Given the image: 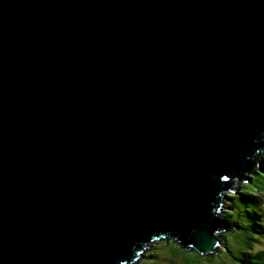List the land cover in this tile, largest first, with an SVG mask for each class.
<instances>
[{
  "label": "water",
  "instance_id": "95a60500",
  "mask_svg": "<svg viewBox=\"0 0 264 264\" xmlns=\"http://www.w3.org/2000/svg\"><path fill=\"white\" fill-rule=\"evenodd\" d=\"M261 148L264 0H0V264L214 251Z\"/></svg>",
  "mask_w": 264,
  "mask_h": 264
},
{
  "label": "trees",
  "instance_id": "16d2710c",
  "mask_svg": "<svg viewBox=\"0 0 264 264\" xmlns=\"http://www.w3.org/2000/svg\"><path fill=\"white\" fill-rule=\"evenodd\" d=\"M229 192L221 216L230 228L226 225L223 235L216 234L221 246L208 253L191 252L176 239H167L143 264H264V153Z\"/></svg>",
  "mask_w": 264,
  "mask_h": 264
},
{
  "label": "rangeland",
  "instance_id": "374dc122",
  "mask_svg": "<svg viewBox=\"0 0 264 264\" xmlns=\"http://www.w3.org/2000/svg\"><path fill=\"white\" fill-rule=\"evenodd\" d=\"M262 155H263V153H262ZM261 155V156H262ZM261 156H260V158H261ZM230 194V192H229V190H227L226 192H224L223 194H222V199L225 201V195H229ZM222 202V201H221ZM225 203V202H224ZM223 205V207H222V209L226 206V203L225 204H222ZM221 222H222V224H223V226H222V228L220 229L221 231V235H223V233H225L224 232V229L223 228H225V226L227 225V222H225V221H223V220H221ZM230 228V226H228L227 225V229H229ZM227 229H226V231H227ZM173 238L171 237V238H169V240H172ZM219 240V239H218ZM163 241H165V239H159V240H155V242L152 244V246H151V248L145 253V255L146 256H148V254L150 253V252H153V250H155V246H157L158 245V243L159 242H163ZM156 243V245H154ZM177 244H181V243H179V242H177ZM154 245V246H153ZM160 245V244H159ZM218 246H221L220 245V243H219V245ZM185 247V246H184ZM191 252H194L191 248H188ZM190 255V254H189ZM145 260H146V257H142V259L139 261V263L138 264H143L144 262H145Z\"/></svg>",
  "mask_w": 264,
  "mask_h": 264
}]
</instances>
